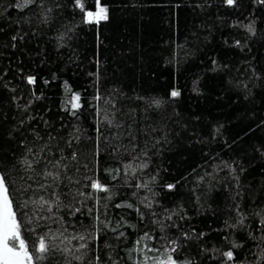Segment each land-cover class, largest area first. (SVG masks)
Segmentation results:
<instances>
[{"label": "trees", "instance_id": "obj_1", "mask_svg": "<svg viewBox=\"0 0 264 264\" xmlns=\"http://www.w3.org/2000/svg\"><path fill=\"white\" fill-rule=\"evenodd\" d=\"M81 3L0 0V177L32 263L264 264V2Z\"/></svg>", "mask_w": 264, "mask_h": 264}, {"label": "snow or ice", "instance_id": "obj_2", "mask_svg": "<svg viewBox=\"0 0 264 264\" xmlns=\"http://www.w3.org/2000/svg\"><path fill=\"white\" fill-rule=\"evenodd\" d=\"M95 2L96 11L85 12L86 22L95 21L99 23L101 20H106L108 18L107 8L100 6V0H95ZM225 2L231 5L234 3V0H225ZM261 2H264V0H261ZM75 4L81 9L84 8V4L81 3V0H75ZM13 39H16V37H13ZM27 80L29 84L35 83L34 77L29 76ZM171 95L176 97L179 95V92L174 90L171 92ZM72 100V108H78L79 95L74 94ZM92 187L94 189H102L103 186L98 182H93ZM168 187L172 188L173 185H168ZM20 233L21 224L17 221V215L13 210V202L10 199L5 180L3 177H0V264H32L33 255L29 252L28 246L25 240L21 238ZM17 241L19 242L18 246L16 245ZM81 247H83V245H81ZM172 250L175 251L176 249L173 248ZM36 251L40 253H46L48 251V245L44 237L39 238V247ZM223 255L227 257L228 260L233 259V252L231 250L223 253ZM38 259H43V256L38 257ZM159 264H176V261L169 256L167 261H160ZM185 264H190V262H185Z\"/></svg>", "mask_w": 264, "mask_h": 264}, {"label": "rangeland", "instance_id": "obj_3", "mask_svg": "<svg viewBox=\"0 0 264 264\" xmlns=\"http://www.w3.org/2000/svg\"><path fill=\"white\" fill-rule=\"evenodd\" d=\"M18 243H19V242L17 241V242H16V245H17V246H18ZM32 264H33V263H32Z\"/></svg>", "mask_w": 264, "mask_h": 264}]
</instances>
